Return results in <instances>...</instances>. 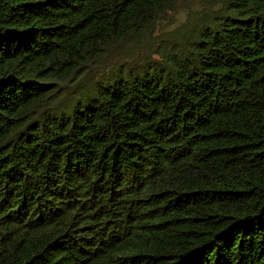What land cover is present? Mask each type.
Wrapping results in <instances>:
<instances>
[{"label": "trees", "instance_id": "trees-1", "mask_svg": "<svg viewBox=\"0 0 264 264\" xmlns=\"http://www.w3.org/2000/svg\"><path fill=\"white\" fill-rule=\"evenodd\" d=\"M183 0H0V264H264V0L113 50Z\"/></svg>", "mask_w": 264, "mask_h": 264}, {"label": "rangeland", "instance_id": "rangeland-1", "mask_svg": "<svg viewBox=\"0 0 264 264\" xmlns=\"http://www.w3.org/2000/svg\"><path fill=\"white\" fill-rule=\"evenodd\" d=\"M208 0H183L178 7L162 17L156 27L155 33L145 39L133 38L127 42L129 48L134 49L128 54L120 56L113 50L101 64L99 70L107 71L120 57V63L130 68H138L149 64H161V54L173 47L188 43L201 25L206 14Z\"/></svg>", "mask_w": 264, "mask_h": 264}]
</instances>
